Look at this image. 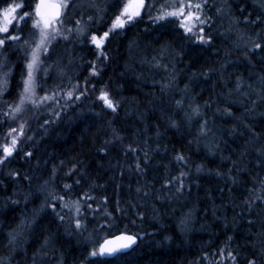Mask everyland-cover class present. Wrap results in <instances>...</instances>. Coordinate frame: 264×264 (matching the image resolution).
<instances>
[{
  "label": "trees",
  "instance_id": "16d2710c",
  "mask_svg": "<svg viewBox=\"0 0 264 264\" xmlns=\"http://www.w3.org/2000/svg\"><path fill=\"white\" fill-rule=\"evenodd\" d=\"M8 1L14 0H0V9ZM99 1L101 11L94 12L92 20L86 8L72 16H82L87 32L81 38L75 32L69 35L74 71L58 81L49 74L39 84L42 96L49 88L63 96L67 80L69 90L72 84L78 86L69 103H48L53 110L48 123L42 122L44 127L39 123L44 102L24 108L18 120L9 118V107L15 105L25 71L20 44L29 41L33 31L26 23L15 24L10 32L21 39L19 46L8 44L4 53L15 67L7 91L0 96V158L13 135L18 144L12 156L0 164V257H10L11 264H33V254L50 239L52 251L42 262L37 256V264H57L61 257L63 264H233L229 251L237 256L236 264H244L246 257L259 251L258 234L264 231L256 214L261 211V201H255L253 213L244 203L249 189H259V181L264 179V162H258L255 152L264 145V99L253 90L264 75V52L253 54L249 51L252 43L242 44L249 37L264 43V9L258 0H229L231 14L240 23L230 33H222L228 17L217 15L222 0H215L205 8L212 17L210 27L204 26V35L212 40L205 44L185 33L176 17L154 20L165 0H147V5L153 4V13L144 12L123 29L112 28L122 9L120 0ZM22 2L25 7L21 12H32L37 0ZM106 5L109 11L103 16ZM249 14L251 20L257 16L261 20L247 23L244 17ZM104 32H109L105 44L93 47L89 37ZM162 47L167 50L163 56ZM93 66L98 75H93ZM238 78L244 84L239 92ZM170 81L171 86L164 87ZM101 90L118 103L115 112L99 99ZM244 92L248 96H243ZM178 100L182 105L176 104ZM196 105L201 115L188 122L184 113H191ZM225 109L233 115H227ZM172 120L179 127H172ZM204 121L209 131L200 135ZM13 128L17 131L10 134ZM113 129L122 139L115 138ZM253 131L259 134L255 142ZM129 146L136 151H130ZM245 148L248 152L241 156ZM28 152L32 155H25ZM178 153L185 156L187 165L175 159ZM137 158L143 172L136 168ZM233 160L242 171L237 172ZM198 165H203L199 172ZM74 166L75 171L66 175ZM54 168L55 176L50 179ZM181 171L188 175L183 177L185 187L177 192L173 178ZM230 176H236L238 182L233 184ZM170 180L173 182L168 184ZM45 181L49 183L45 185ZM64 184L72 185L71 190ZM138 187L149 195L138 194ZM50 193L66 200L81 199L86 230L74 228L70 211L62 210L60 201H53ZM85 193L95 197V202L84 203ZM103 197L108 198L107 210L115 218L111 227L103 215ZM46 200L56 204L55 210ZM117 201L123 211H117ZM185 219L186 224L181 225ZM249 220L255 221L254 225ZM13 231L20 235L9 244ZM120 233L135 234L138 246L111 260L90 255L104 239Z\"/></svg>",
  "mask_w": 264,
  "mask_h": 264
},
{
  "label": "snow or ice",
  "instance_id": "6c2138e0",
  "mask_svg": "<svg viewBox=\"0 0 264 264\" xmlns=\"http://www.w3.org/2000/svg\"><path fill=\"white\" fill-rule=\"evenodd\" d=\"M72 6L73 8L77 7V0H37V3L34 6V9L32 12L23 11L18 14V10L25 7L23 3H10L3 9H0V34H7L4 35L2 38H0V96L3 95L5 91H7L10 83V76L12 73V69L15 67L13 64H11L8 61L7 56L4 54L6 52V46L10 44L11 42L20 41L21 37L19 35L10 34L9 30L13 26L14 22H23L25 17H30L32 19V27L37 31V36L33 43H29L27 39L23 41L25 45L28 46V50L26 52V60H25V67H26V75L22 76V84H23V90L19 95V101L13 107L12 112L14 113H20L24 110V105L26 102H30L32 104H36L37 100L36 97V73L42 72V74L46 75L48 72L47 65L44 64V61L41 59L42 55H47L48 50L52 44L53 41L57 39V37L62 36L63 39L67 40L69 38V35L72 34V32H75L77 35H82L85 32L86 25H82L80 20H76L75 29L67 28L66 31L69 35H65L60 27L58 25H62L64 21L61 19V15L64 10L68 9L69 6ZM88 6L97 8L99 10V6L96 3V0H80V6ZM209 6V0H166L165 3L159 5V11L158 15L154 17V20L156 21H162L166 20L169 17H176L180 18L181 24L180 26L183 28L185 33H191L197 40H199L202 43L208 44L211 42L212 37L210 35L205 36L204 35V26L210 27V21L212 20V17L207 14L205 11V8ZM258 6L261 9H264V0H258ZM146 7V0H126V3L123 4L122 10L119 15L115 17V20L113 21L112 28H123L125 24L134 21L137 17L141 16V12ZM149 8L152 7L151 4L148 5ZM243 11V9H241ZM216 13L219 16L222 17H228L230 19L229 28L228 31L235 30V25H238L240 23V19L237 17L232 16L231 14V4L229 3V0H222V3L220 6L216 7ZM89 20H92L93 18L91 16L88 17ZM261 17L257 16L255 20L250 19L249 16L244 17V21L251 24H256L257 21H260ZM195 30V31H194ZM109 32H104L102 37H97L96 35H91L92 42L96 45V47L102 48L104 40L108 37ZM257 37H260V33H257ZM241 39L243 37H240ZM252 48L249 49L250 52L255 54L256 50H260L264 52V43L258 42V41H252ZM167 50L162 47L161 55L163 56L164 53ZM103 55V53H101ZM245 56H248V53H245ZM155 59V58H153ZM157 67H160L161 65L159 62L156 64ZM163 67L167 68V65H163ZM6 69V70H5ZM211 71V70H210ZM95 66H93V75H98ZM171 81L169 84L164 85V87H170ZM244 86L241 79L238 78L236 83V91L239 92L240 89ZM78 87V86H76ZM76 87H73L72 90L67 91L65 95L68 99H72L73 95L76 91ZM187 87V86H186ZM248 88L251 89L252 85H248ZM87 89L85 88V91ZM256 91L257 95L260 97V99H264V95H260L261 93H264V75L259 76V87L257 89H253ZM84 92H81L80 95H83ZM54 95L52 97L50 96H44L41 97V102L44 100L52 99L54 98ZM243 96H248L247 92L242 93ZM79 96H76V99H79ZM99 99L104 102V104L107 106V108L111 109L113 112L116 111L118 107V103L114 102L112 98H110L109 93L107 91L101 90ZM182 101L178 100L176 101V104L182 105ZM253 106H255V101L252 102ZM225 113L229 116L233 115L230 109H225ZM245 111H249V109H245ZM201 115L200 112V106L196 105L195 107L191 108V113L185 112L184 117L188 122H191L193 116ZM14 118V116H13ZM172 127H179V124L177 121L172 120L171 121ZM248 127L247 125H245ZM24 125H20L19 134L22 136ZM17 129L13 128L10 130L11 133H15ZM200 135H207V132L209 129H207V121H204L202 124H200ZM113 133L115 138L122 139L119 136V133L116 132L115 129H113ZM159 135V133H157ZM253 142H255L259 134L253 131ZM109 143V142H106ZM18 144V138L16 136L11 137V144H5L3 146V153L4 157L0 158V164H4L5 159L7 157L12 156L13 152L16 150V145ZM104 149H101L103 151ZM129 150L132 152H135L136 149L129 146ZM248 152V149L245 148L243 152L241 153V156L246 154ZM255 152L258 155V162H264V145L261 147L255 148ZM27 156H31L32 153L28 152L25 153ZM145 159H148V153H144ZM175 159L178 162H183L185 165H187V160L185 156L182 153H178L175 157ZM63 163V162H61ZM237 161L233 160L232 164L234 167L237 166ZM136 168L138 171L143 172L144 169L141 167L139 163V159L137 158L136 162ZM203 168V165L197 166V172L201 171ZM237 172L242 171L243 169L236 167ZM55 168L53 169V176L50 177V179H53L55 176ZM75 171V166L69 170L66 175H71L72 172ZM231 172V169L229 170ZM11 175H18V173H11ZM188 173L181 171L180 175L178 177H174L173 180L177 183V192L182 191V189L185 187L183 177L187 176ZM217 175H222L219 171H217ZM27 179V177H25ZM233 184H236L238 182L236 176H230L229 177ZM255 177H253V181L255 182ZM173 181H168V184H171ZM49 181H45V185H47ZM76 184H79L80 181L77 179L75 181ZM259 189H249V198L244 201V203L247 205V211L249 213H253L256 211V204L255 201L259 200L261 201L260 205V212H257V216L260 219L261 223V229H264V195H260L258 193L264 192V179H261L259 181ZM63 187L67 190H71L72 185L64 184ZM143 191L142 187H138L136 189V192L139 194ZM52 196L53 201H60L61 203V209H68L70 212L74 211L75 215L71 217L72 224L76 230H86V218L82 219V203L81 199L76 200H66L64 196L62 195H56L54 193H50ZM144 196H148L149 193L147 191H143ZM84 203H87L88 200H92L95 202V197L89 195L88 193H85L84 196ZM107 197H103V203H104V217L110 222L109 227H111V224L114 223L115 218L113 217L111 212H108L107 210ZM45 204L47 206H50L53 210L56 208V204L52 203L50 201H45ZM87 207L91 208V204H88ZM99 208V205H98ZM95 211L93 214H95ZM117 211H123L119 207V202L117 201ZM58 218L61 221H64L65 217L61 215L59 212L56 213ZM138 217H141V213H137ZM187 220H181V225H185ZM248 223L250 225H254L255 221L249 220ZM103 228L104 226L101 225ZM183 230V228H182ZM18 235L20 233H17L15 231L9 233V244H13L16 240ZM261 239L258 240L260 244V249L257 253H255L253 256L246 257L244 260V264H257V257L260 258V264H264V231H261L258 234ZM232 238L229 237V240ZM136 243V235L132 234L129 235L127 233H121L120 235L115 236L112 239H104L102 243L99 244L98 250L94 248L91 252V256H97L99 255H107V256H116L119 253H122L124 250L130 248L133 244ZM49 251H52L50 247V239H45L43 244L41 245L40 249L37 250L36 253L33 254V264H37L36 257L39 256L41 262L43 261V258L48 255ZM228 257L231 258L233 264H236L237 256L233 254L231 251L228 252ZM0 264H11V258H3L0 257ZM57 264H63V258L61 257L58 259Z\"/></svg>",
  "mask_w": 264,
  "mask_h": 264
},
{
  "label": "rangeland",
  "instance_id": "374dc122",
  "mask_svg": "<svg viewBox=\"0 0 264 264\" xmlns=\"http://www.w3.org/2000/svg\"><path fill=\"white\" fill-rule=\"evenodd\" d=\"M153 1H155V0H153ZM214 1L215 0H209V6L210 5H213V2ZM13 2H15V3H23L22 0H14V1H11V2L8 1L2 7V9L4 7H6L8 4L13 3ZM194 2H195V0H194ZM96 3L98 4V6H100V1L99 0H96ZM124 3H126V0H120V4H121L122 7H123V4ZM151 5H153V4H151ZM71 8H72V6L70 5L68 9H66V10L63 11V14L64 15L62 17V20L64 21V23L62 25H58V27H60L61 31L65 35H69L67 33V31H66L67 28L75 29L76 24L73 23V22H71V23H69V22L72 19L73 20H76L77 19V17L72 18V16L75 15V13L78 11V9H80V8H86L85 13L88 16H91L92 18H93V13L94 12L101 11L100 7H99V10H97V8L88 7L86 5L85 6H80V0H77V7L73 8L72 10H71ZM22 9L18 10V14L21 12ZM108 9H109V6L106 5L105 6V9L103 10V13L101 15L104 16L109 11ZM151 10H152V7L149 8L147 4H146L145 9H143V11L146 12V13H153V12H151ZM154 12L156 14V10H154ZM81 17L82 16H80L77 20H81ZM178 19L180 20V18H178ZM180 22H181V20H180ZM26 23L29 24V26L32 28L33 34H32V38L29 40V43H33L34 40H35V38H36V36H37V31L32 27V19L30 17H25L23 22H14L13 26L15 24H17L18 26H20V25H23V24H26ZM229 24H230V19L228 18L227 29L229 28ZM12 27L10 28L9 33L11 32ZM227 29L226 30L225 29L222 30V33H228V32L230 33L231 32V31H228ZM237 34L239 36H243L244 35V33H242L241 31H237ZM4 35H7V34H0V38H2ZM83 35L84 36L87 35L86 29H85V32L82 35H79V37L81 38ZM102 35H96V36L99 38V37H102ZM252 39H253L252 37H249V38H247L243 42V44L242 43H238V45H240V44H242L244 46L249 45L253 41ZM89 41H90V44L93 47H96V45L91 40V36L89 37ZM19 42L20 41H16L15 43L19 46V44H20ZM105 42H106V40H104L103 44H105ZM63 43H65V45H63ZM12 44H13V42L10 43V45H12ZM66 45H68V46H66ZM20 47H21V50H22V54L21 55L24 56V58H25L24 60H26V55L25 54H26V52L28 50V46L25 45L24 43L23 44L21 43L20 44ZM70 49H71V46L68 43V39L65 40V39H63L62 36H59V37H57V39L55 41L52 42V44H51V46H50V48L48 50L47 55L46 56L45 55H42L41 56V59L44 61V64L47 65V66H49V67H48V72H47L46 75L42 74V72H37L36 73V83H37V87H36V97H35V99L37 100V102L38 101L41 102V100H40L41 97H44L46 95L52 97L53 94H55L54 95V98L48 99V100H44V101H42L44 103L42 105H40L39 114L40 113H43L44 114V117L42 119L40 118V122H39L42 127H44V125H42V122L45 125L48 123V120H49V118L51 116V111L53 110L52 107H51V105H48L49 102L55 101V103L57 102V106L61 102L65 103V104H67V103L70 102V99H68L67 96L65 95V93L69 90V86H71V83H70L69 80H67V81L64 82V84H66L68 86V90H66V92L64 91L65 93H64L63 96H61L60 93L57 92L54 88H49V90L47 91V93L44 96H42L41 95V88L42 87L39 85L40 82H42L43 77L47 79L49 77V74H52L54 76V80L55 81H58V80H60L62 78H66V77L70 76V74L74 71V69L71 67L72 63L74 62L73 61L74 58H72V55H71L72 52H71ZM67 63H68V65H67ZM24 70H25L24 71V75H26V67H24ZM72 87H74L73 84H72ZM72 89H70V90H72ZM22 90H23V84H22V89H21L20 93L22 92ZM20 93L17 95V98L15 99V105L19 101V95H20ZM72 99H74V96H73ZM1 101L2 100L0 99V102ZM30 104H31V106H39V104H37V103L34 105V104L30 103V102H26L25 105H24V108L29 107ZM15 105L9 107V112L10 113L8 115H9L10 120H12V121L13 120L14 121L15 120H18L19 117L22 115V112H20V113H14L13 114L12 109H13V107H15ZM13 116H14V118H13ZM37 118H39V115H38ZM68 215L71 216V217H73L75 215V213H74V211H72Z\"/></svg>",
  "mask_w": 264,
  "mask_h": 264
},
{
  "label": "water",
  "instance_id": "95a60500",
  "mask_svg": "<svg viewBox=\"0 0 264 264\" xmlns=\"http://www.w3.org/2000/svg\"><path fill=\"white\" fill-rule=\"evenodd\" d=\"M36 3H37V2H36ZM62 17H63V13H62V15H61V19H62ZM120 234H121V233H120ZM120 234H117V235H120ZM127 234H128V233H127ZM117 235H114V236L108 237V238H106V239H112V238H114V237L117 236ZM129 235H132V234H129ZM102 242H103V241H102ZM102 242H101V243H102ZM138 244H139V239H138L137 236H136V243L133 244L130 248L124 250L122 253H119V254H117L116 256H107V255H99V256H100V258L103 259V260H111V259H114V258L118 257L119 255H124V254H128V253H130L133 249H135V248L138 246Z\"/></svg>",
  "mask_w": 264,
  "mask_h": 264
},
{
  "label": "flooded vegetation",
  "instance_id": "af4514ba",
  "mask_svg": "<svg viewBox=\"0 0 264 264\" xmlns=\"http://www.w3.org/2000/svg\"><path fill=\"white\" fill-rule=\"evenodd\" d=\"M219 1H221V0H219ZM146 3H147V0H146ZM144 13V11L142 10V12H141V15ZM123 29V28H122Z\"/></svg>",
  "mask_w": 264,
  "mask_h": 264
},
{
  "label": "bare ground",
  "instance_id": "6f19581e",
  "mask_svg": "<svg viewBox=\"0 0 264 264\" xmlns=\"http://www.w3.org/2000/svg\"><path fill=\"white\" fill-rule=\"evenodd\" d=\"M92 10V9H91ZM88 12V11H87ZM120 38V37H119ZM128 41V40H127ZM95 59V58H94ZM93 62V61H92ZM32 135V134H31ZM40 202V201H39ZM44 211V210H43ZM44 217V216H43ZM48 217V216H47ZM49 219V218H48ZM58 221V220H57Z\"/></svg>",
  "mask_w": 264,
  "mask_h": 264
}]
</instances>
